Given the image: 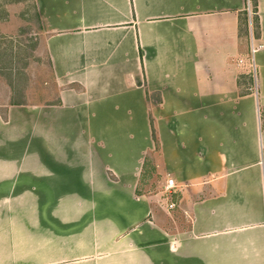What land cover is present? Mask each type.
I'll list each match as a JSON object with an SVG mask.
<instances>
[{
    "label": "crops",
    "instance_id": "crops-1",
    "mask_svg": "<svg viewBox=\"0 0 264 264\" xmlns=\"http://www.w3.org/2000/svg\"><path fill=\"white\" fill-rule=\"evenodd\" d=\"M251 3L34 0L60 104L0 113V264H264ZM153 166L166 195L140 190Z\"/></svg>",
    "mask_w": 264,
    "mask_h": 264
},
{
    "label": "rangeland",
    "instance_id": "rangeland-1",
    "mask_svg": "<svg viewBox=\"0 0 264 264\" xmlns=\"http://www.w3.org/2000/svg\"><path fill=\"white\" fill-rule=\"evenodd\" d=\"M253 11L251 4L249 19H253ZM248 38L242 37L249 44ZM44 40L45 34L31 0H0V113H4L6 106L13 102L30 107L50 106L47 104L57 102L59 90L55 85ZM246 63L249 75L241 80L242 91L248 86L251 90L254 87V67L249 57L248 60L245 57ZM241 67L245 66L242 64ZM34 162H38L35 150L32 151ZM143 180L141 191L162 195L165 190L164 171L156 170L153 166V170L145 171ZM170 196L174 199L177 194L172 192Z\"/></svg>",
    "mask_w": 264,
    "mask_h": 264
},
{
    "label": "trees",
    "instance_id": "trees-1",
    "mask_svg": "<svg viewBox=\"0 0 264 264\" xmlns=\"http://www.w3.org/2000/svg\"><path fill=\"white\" fill-rule=\"evenodd\" d=\"M34 6V0H31ZM251 4L253 6L254 9V17L252 19L251 25H248V14L247 11L241 12L240 13V27H239V32H240V36L241 37H249L250 39V35H252L254 38H258L259 37V25H258V18H257V4H256V0H251ZM37 14V13H36ZM51 67V65H50ZM247 77V75H240L239 77V82H240V87L242 86V79H245ZM56 85V84H55ZM251 91L250 86L246 87L244 91L240 90V95H245L247 93H249ZM152 102L155 103V99H153L152 97ZM60 104V101L57 100L56 103H52V104H47V105H58ZM10 105H23L20 103H10ZM5 118V117H4ZM152 139L154 141V143L157 146V137L155 134V130L152 126Z\"/></svg>",
    "mask_w": 264,
    "mask_h": 264
},
{
    "label": "built area",
    "instance_id": "built-area-1",
    "mask_svg": "<svg viewBox=\"0 0 264 264\" xmlns=\"http://www.w3.org/2000/svg\"><path fill=\"white\" fill-rule=\"evenodd\" d=\"M251 6V4H250ZM254 37L252 35H250V51L253 54L256 50H258L260 48V44H255L254 43ZM239 62L241 63L242 61L239 60ZM253 77H254V87H252L254 91H256V74H255V70L253 69ZM251 89V88H250ZM175 187L174 181L172 179H167L166 184H165V190H171L172 188ZM169 207H173V204L169 205Z\"/></svg>",
    "mask_w": 264,
    "mask_h": 264
},
{
    "label": "bare ground",
    "instance_id": "bare-ground-1",
    "mask_svg": "<svg viewBox=\"0 0 264 264\" xmlns=\"http://www.w3.org/2000/svg\"><path fill=\"white\" fill-rule=\"evenodd\" d=\"M40 255H41V254H40ZM42 255H43V254H42ZM36 256H37V255H36ZM36 256H35V257H36Z\"/></svg>",
    "mask_w": 264,
    "mask_h": 264
}]
</instances>
